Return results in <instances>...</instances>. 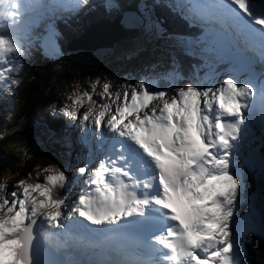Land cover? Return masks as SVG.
Segmentation results:
<instances>
[{"label": "snow or ice", "instance_id": "1", "mask_svg": "<svg viewBox=\"0 0 264 264\" xmlns=\"http://www.w3.org/2000/svg\"><path fill=\"white\" fill-rule=\"evenodd\" d=\"M86 3L0 0V84L18 85L16 65L41 19ZM177 8L203 29L208 73L164 90H155V81H126L119 103L121 91L104 83L100 97L110 103L98 111L95 85L74 94L64 115L79 119L87 98L81 123L93 126L81 137L88 149L84 166L71 176L58 166L45 168L42 182L21 180L11 198H0V264H61L39 237L51 249L91 253L95 264H246L242 237L258 229L264 234L255 198L238 216L245 168L264 174V155L253 147L264 146V79L247 55L264 63V7L257 0H187ZM52 36L49 27L46 39ZM220 64L228 65L223 73L216 70ZM221 75L226 78L217 86ZM74 186L80 192L69 204ZM7 187L0 184V191Z\"/></svg>", "mask_w": 264, "mask_h": 264}, {"label": "rangeland", "instance_id": "2", "mask_svg": "<svg viewBox=\"0 0 264 264\" xmlns=\"http://www.w3.org/2000/svg\"><path fill=\"white\" fill-rule=\"evenodd\" d=\"M137 23H139V21ZM134 29L135 28L126 30V31H131L130 33L132 34H128L126 36H119L120 39L118 38L116 41L123 42L124 41L123 39L133 36L135 32L139 30V29L137 30H134ZM97 38H98L97 39L98 41H96L95 43H92L91 45L88 44L89 46L86 44V45L74 46L70 48V51L73 57H75L76 59H79L81 63L78 64L76 69L74 68L70 70H66L65 68L66 65H63L61 68H59V70H57L53 75H51V77H49V85L52 82L54 77H57V76L62 77L61 82H59L54 87H52L50 91V95H49L51 98H55L60 93L65 92L70 81H73L74 83L78 84L79 88H82L84 86V83H86L84 78H92L94 80H97L99 78L104 79L106 76H108V74L115 75L114 73H111L108 70L106 71L103 70L106 65H108L109 67H113V65L115 64L113 60H117L118 58V56L113 55L115 53V46H114L115 43L112 44L111 47L109 45L108 49L102 50L101 46H102L103 41L99 39V36ZM196 44L199 45L200 43L197 42ZM199 49L201 50V48ZM88 52H95L96 54L92 57H86L85 53H88ZM108 57H111V59L105 60ZM102 60H105V61L101 62ZM99 68H101L100 71L98 70ZM178 86H180L179 83H178ZM24 99H25V94H24ZM53 111H54V106L53 104H51L49 108L45 110L43 109L42 111L43 115L42 117L40 115V119L42 121L51 119L53 116H51L50 114L53 113ZM27 113L29 112H26L24 114H27ZM26 135H27V139H29V146H30L31 151L33 150V148H31L30 142L33 143L35 148H39V147L41 148L39 152L37 151V152L32 153L29 157V161L27 162L28 163L30 162L31 164L39 165L42 163V160L45 158L43 160L44 163L42 165L46 167L50 166V162H48L46 158L47 157H49L50 159L53 158L55 143L60 139L61 133L59 131H54V138L49 140L47 138L46 130L42 128H36L35 125H33L32 128L28 129V131L26 132ZM12 138L14 139V143L17 146L16 149L18 150V152H20L21 149L18 144L19 140L16 137H12ZM1 151H4V148L2 145H0V156L4 157ZM40 152H42L44 156ZM5 156H8V154L5 153ZM22 167L23 168L21 169L24 172L25 171L24 166ZM1 170L5 175L11 176L13 174V171H17V167L12 166L10 169H7L6 166H3L1 167ZM30 172H31V168L26 173V175L25 173L19 172V174H14L11 179L15 180L20 177H25L29 175ZM248 246L249 245L245 243V248L247 250L246 255H251L252 252L248 250ZM252 260L253 259L251 257L250 261Z\"/></svg>", "mask_w": 264, "mask_h": 264}, {"label": "trees", "instance_id": "3", "mask_svg": "<svg viewBox=\"0 0 264 264\" xmlns=\"http://www.w3.org/2000/svg\"><path fill=\"white\" fill-rule=\"evenodd\" d=\"M134 6V5H133ZM129 12H132L133 10H131L132 6L129 5ZM130 13H127V11H125L123 13V15H121L120 17L116 18L115 20H122L124 18H126V16L128 17ZM104 23L102 22H96L94 23L89 29H93L96 27H99L101 25H103ZM198 28L195 31V35L198 39L200 38L198 36L197 33ZM82 38V35L79 34V39ZM79 39H77L75 42H77ZM69 58H72V55L68 56ZM53 87V81L51 83V85L49 86V76H38L31 84V89L29 90V95L28 97H26V103L28 104L29 107L33 106V103L31 102V94L34 96L36 102V106H42L44 105L46 102H49V95H50V91ZM26 111L30 112V109H26ZM7 119L12 123V126L9 127L8 129L5 130V134L8 137L5 138V142L2 143V146H4L5 152L8 154L7 159L10 163V166H15L17 167V171H13V174H19V172L22 173H26L30 170L31 168V172L33 173L34 171H39L41 173L43 172V169L47 168L46 166H43L42 164L44 163V161L42 160V163L39 165H35V164H31L30 162L28 163L27 161H29V157L32 153L34 152H39L41 150V148H35L33 143L30 142L31 144V148H33V150H30V146H29V139H27V135L26 132L28 131L27 129V119L26 118H17L16 117V113H14V117L10 118L9 116H7ZM44 125V123H43ZM46 126L49 127L50 131L54 132L55 131V127L51 126V122L47 121V123H45ZM12 137H16L19 142V147L21 149L20 152H18V150L16 149V144L14 143V139ZM27 158V159H26ZM16 159V161H15ZM47 160L51 163V167H55L58 166L61 168V166L63 165L62 161H57V159H50L49 157H47ZM22 166H24V172L22 171L21 168H23ZM43 168V169H42ZM0 174H2V172L0 171ZM33 175H27V177H32ZM248 191V190H247ZM248 194V193H247ZM248 244V243H247ZM249 245V244H248ZM255 258V262L254 264H257V257L256 255L254 256Z\"/></svg>", "mask_w": 264, "mask_h": 264}, {"label": "bare ground", "instance_id": "4", "mask_svg": "<svg viewBox=\"0 0 264 264\" xmlns=\"http://www.w3.org/2000/svg\"><path fill=\"white\" fill-rule=\"evenodd\" d=\"M127 13H130V14L128 15V17L126 16V18H124L122 20H113V21L108 22L107 24H103L99 27H96V28L89 30L86 33L85 38L82 37L75 43H77V44H82L84 42L87 44L92 43V42L98 41L97 37L99 36V39H101L103 41L101 49L102 50L108 49L109 45L111 47L112 44L117 43L116 40L119 38V36H126L128 34H132V33H130L131 31H126V30L133 29V28H135L134 30L140 29V27L142 25L141 18L134 11L129 12V9L127 10ZM138 21H139V23H137ZM197 33H198V36L200 38L196 39L197 37L194 36L193 43L196 45V47L202 49L203 44H201L199 41H200L201 37L203 36V29L201 27H199L197 30ZM88 37H90V40L86 41L85 39H87ZM197 42H199L200 44L199 45L196 44ZM95 54H96L95 52H88V53H85V56L86 57H92Z\"/></svg>", "mask_w": 264, "mask_h": 264}]
</instances>
